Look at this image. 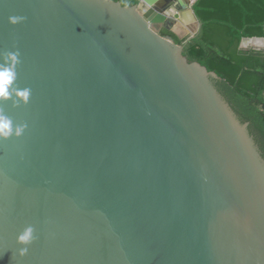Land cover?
<instances>
[{"label":"water","instance_id":"95a60500","mask_svg":"<svg viewBox=\"0 0 264 264\" xmlns=\"http://www.w3.org/2000/svg\"><path fill=\"white\" fill-rule=\"evenodd\" d=\"M190 1L0 0V53L19 51L14 83L31 90L0 102L27 124L0 139V264H264L248 122L153 26L196 20Z\"/></svg>","mask_w":264,"mask_h":264},{"label":"trees","instance_id":"16d2710c","mask_svg":"<svg viewBox=\"0 0 264 264\" xmlns=\"http://www.w3.org/2000/svg\"><path fill=\"white\" fill-rule=\"evenodd\" d=\"M192 10L200 23L197 33L189 39L173 34L174 42L183 45L187 61H197L217 74L215 87L238 119L248 122L264 158V51L239 47L242 37L263 35L264 0H195Z\"/></svg>","mask_w":264,"mask_h":264},{"label":"clouds","instance_id":"9594fccd","mask_svg":"<svg viewBox=\"0 0 264 264\" xmlns=\"http://www.w3.org/2000/svg\"><path fill=\"white\" fill-rule=\"evenodd\" d=\"M25 19L23 16H9L10 24H18ZM20 53L16 51H8L0 53V102L12 100L13 104H27L31 90L29 88H18L15 86L16 65L20 63ZM27 128L25 123H15L2 109H0V139H8L11 137L19 138L23 135ZM35 228L27 225L16 235V244L20 247L16 252L19 257L28 254L29 248L36 239Z\"/></svg>","mask_w":264,"mask_h":264},{"label":"flooded vegetation","instance_id":"af4514ba","mask_svg":"<svg viewBox=\"0 0 264 264\" xmlns=\"http://www.w3.org/2000/svg\"><path fill=\"white\" fill-rule=\"evenodd\" d=\"M119 1L122 2V0H119ZM180 18L182 20H185V18H188L189 20L186 21V24H190L191 25L189 27L187 33H185L183 36H181V34L178 33L177 30L175 29V22H176V20L173 19V18H171V17H168L167 15L165 16L164 19H162L161 22H155V23H153V26L156 29L159 30V33L161 35H169V36L172 37V35L174 34L178 38L185 37L186 39H189L190 37L194 36V34L197 33V31H198V29L200 27V23L197 20V18H196V20H193V19L189 18V16H184L183 14L180 16ZM173 41H174V38H173Z\"/></svg>","mask_w":264,"mask_h":264},{"label":"rangeland","instance_id":"374dc122","mask_svg":"<svg viewBox=\"0 0 264 264\" xmlns=\"http://www.w3.org/2000/svg\"><path fill=\"white\" fill-rule=\"evenodd\" d=\"M194 3L193 0H191L189 2V4L192 6V4ZM181 21L179 22H175V29L177 30L178 33L181 34V36H183L185 33H187L189 27L191 26L190 24H186V21L187 20H182V19H179ZM194 23V22H193ZM245 48H253L255 50H258L259 47H256V46H249V47H245ZM260 50L264 51V49L260 48ZM264 53V52H263Z\"/></svg>","mask_w":264,"mask_h":264},{"label":"crops","instance_id":"0c3cea01","mask_svg":"<svg viewBox=\"0 0 264 264\" xmlns=\"http://www.w3.org/2000/svg\"><path fill=\"white\" fill-rule=\"evenodd\" d=\"M179 21H181V20L176 19V22H179Z\"/></svg>","mask_w":264,"mask_h":264},{"label":"bare ground","instance_id":"6f19581e","mask_svg":"<svg viewBox=\"0 0 264 264\" xmlns=\"http://www.w3.org/2000/svg\"><path fill=\"white\" fill-rule=\"evenodd\" d=\"M185 20H189L188 18H185ZM190 22V21H189Z\"/></svg>","mask_w":264,"mask_h":264}]
</instances>
